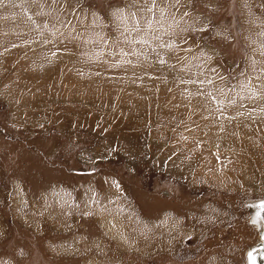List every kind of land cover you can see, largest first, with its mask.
Segmentation results:
<instances>
[{
	"label": "rangeland",
	"instance_id": "374dc122",
	"mask_svg": "<svg viewBox=\"0 0 264 264\" xmlns=\"http://www.w3.org/2000/svg\"><path fill=\"white\" fill-rule=\"evenodd\" d=\"M218 2L226 9L213 19L233 23L231 41L225 27L202 14ZM72 3L75 13L52 0H0V264H209L214 253L224 264H245L246 249L259 238L244 203L264 197V125L247 113L256 108L258 115L264 101L245 98L239 85L245 70L255 80L251 61L264 60V0H194L185 10L209 22L203 32H181L172 16L181 27L192 21L185 24L173 10L162 36L175 46L171 59L151 30L145 29L148 42L139 43L114 20L112 10L131 0ZM91 12L99 13L102 28H93ZM226 13L235 19L229 23ZM204 45L211 60L198 51ZM184 60L203 61L204 73L215 68L225 78L237 100V109H227L236 120L226 132L201 118L207 112L192 115L186 107L183 89L192 86L179 83L191 75L180 71ZM190 115L201 128L199 147L184 130ZM74 175L80 182L67 183ZM130 188L144 213L169 208L177 215L176 222L164 219L166 235L146 239L156 250L171 239L174 248L155 255L133 250L143 248L136 246L142 240L121 229L135 225L110 214L111 205L128 210L129 204L108 203L128 199ZM109 227L120 236L110 237Z\"/></svg>",
	"mask_w": 264,
	"mask_h": 264
},
{
	"label": "snow or ice",
	"instance_id": "6c2138e0",
	"mask_svg": "<svg viewBox=\"0 0 264 264\" xmlns=\"http://www.w3.org/2000/svg\"><path fill=\"white\" fill-rule=\"evenodd\" d=\"M52 2L59 7H64L66 5V11L71 10L73 13L77 12V8L73 5L72 0H64L63 4H61L60 0H52ZM78 2L79 0H77V4ZM109 5H111V0H109ZM193 5L194 0H131V4H127L124 7L114 8L111 12V15L115 21L125 25V32L135 33L136 36L141 37V39L138 41L139 43L148 42L146 39H144V36L147 35L145 29L151 30L152 39L157 41V47L164 50L171 59L172 53L175 50V46L171 42V37L169 40H162V36L167 32V29H164L163 21L169 18V15H171L173 10H180L182 20L187 18L192 21L191 24H187V20H185V24H187V26L181 27L180 23L175 20V16H172L173 23L175 24L176 28L180 29L181 32H203L205 28L209 27V22L207 20L201 19L200 17H191L189 12L185 10L189 7H192ZM89 15L91 17V24L93 28L103 27L98 12H91ZM156 15L159 16V19L155 20V22L148 18ZM141 20L144 21L143 24H141ZM129 21H131L130 27L128 26ZM80 23L83 24L84 20H81ZM154 23L158 25V27H154ZM70 24L71 21H68L65 23V26H70ZM197 24H199L200 27H197ZM161 29H164V32H161ZM173 35H175L174 31ZM217 35H223V33H217ZM259 35L264 36V31H261ZM76 38V36H72V39ZM225 38L227 37L225 36ZM44 42L48 43L49 41L45 39ZM131 42L136 43L137 41L133 39ZM204 47H207V45L202 46L200 49H198V51L205 60H211L212 57L204 51ZM261 49H264V43L261 44ZM185 51L191 53V48H186ZM125 54L131 55L132 53ZM52 55L54 56L55 53H52ZM261 56H264V51H261ZM158 59L160 64L168 63V61L165 60L163 56L159 55V53ZM176 59L177 62H180L184 58L176 57ZM194 59L200 60V56L194 57ZM203 67V61H201L199 64H193L192 61L184 60L183 66L180 69V71L183 73L191 74L187 79H185L183 76L178 77L180 84L192 86V88L185 87L183 89L182 95L188 100L186 107L192 115H195L196 113L207 112L208 114L202 116L201 118L205 121H210L212 127L216 128L219 132H226V125L232 124L236 120V116L230 115L227 109L231 106L233 110H235L237 100L229 96L228 92L225 90V86H223L225 78L219 75L215 68H210V74H206L203 72ZM257 67H259L258 72L256 71ZM194 68L198 70L194 72ZM251 68L255 75V80L249 79V73L247 70H245V72L241 73V75L245 77V83L239 85V87L246 94L245 98L249 100L264 101V60H252ZM213 77H215V79ZM217 80L219 81V84H217ZM228 87L234 91L236 86L229 85ZM213 103L216 105L215 108L212 107ZM192 115H190L188 118V123L190 126H186L184 130L185 132H188L190 136H196L197 147H199L201 143L199 138L201 128L200 125L192 119ZM237 115H244V113L237 111ZM247 115L250 119H256L261 123V125H264V107L259 108L258 115H256V108L249 109ZM221 121H223V123H221ZM183 123L184 121L182 120L181 124ZM207 126L208 125H205V127ZM212 127L209 128L210 132L212 131ZM232 135L238 136V132H233ZM180 138L184 141H187L189 136H185L183 133H181ZM217 160L219 162V156H217ZM229 163H231V161H229ZM223 167H227V164H222V168ZM114 185L117 188L120 187L118 181H114ZM261 206L264 207V201L261 202ZM85 215H90V213H85ZM252 223L255 224V221H252Z\"/></svg>",
	"mask_w": 264,
	"mask_h": 264
},
{
	"label": "crops",
	"instance_id": "0c3cea01",
	"mask_svg": "<svg viewBox=\"0 0 264 264\" xmlns=\"http://www.w3.org/2000/svg\"><path fill=\"white\" fill-rule=\"evenodd\" d=\"M220 2V1H219ZM219 2H218V4H216L215 5V7L212 9V11L210 12V13H208L209 11L208 10H206V12L205 13H208L207 15L203 12L202 14L203 15H205L210 21H213V22H215V25H220V26H223V27H225V29H227L228 31H229V34H228V38L226 39L227 41L228 40H233V38H234V34H233V30L232 29H230V27H229V25H231V24H233V23H230L231 22V19L232 20H234L235 19V16H231V15H227V13H226V16H228L229 17V19H228V21H229V23L230 24H222V23H220V22H217V21H215L214 19H213V16H215L216 14L217 15H220V14H224L223 12H221L222 10H223V8L224 9H226V7H223L222 8V6H221V4H219ZM232 6H234L233 4H232ZM235 7L236 6H234V8H233V11L235 12V13H238V12H236V9H235ZM175 11H176V14L178 15V13H179V9H175ZM216 15V16H217ZM227 20V19H226ZM246 25V24H245ZM241 26V25H240ZM239 28V27H238ZM243 30H240L241 32H240V37H241V39H243V37H244V28L243 27H241ZM243 36V37H242ZM235 37H237V36H235ZM217 46V45H216ZM239 50H240V48H239ZM228 59H231L230 57L228 58ZM73 177H75V178H77L78 180H76L75 178L73 179V181H71L70 180V182L69 181H67V183H72L73 185L74 184H76V183H78V182H80L79 181V179H80V177L79 176H76V175H74ZM55 179V178H54ZM57 180H58V178H56ZM72 179V178H71ZM59 182H57V183H59V184H63V185H65V186H67V183L65 184V182H64V180L63 181H60V178H59V180H58ZM82 181V180H81ZM117 188V187H116ZM115 187H112V189L115 191V189H116ZM30 189H32V188H30ZM75 188H71L70 187V190H74ZM33 190H35V189H33ZM76 190V189H75ZM56 192H59V194H58V196L60 197V201H63L64 200V198L62 197V195H63V189H61V190H56ZM66 192V191H65ZM132 191H131V188H130V190L128 191V199L126 198H124L123 200H121V199H113L111 202H110V199H109V201H108V203L109 204H116V202L118 201V203H119V207H120V205H122V204H129V207H128V210H126V209H122V208H115V206L114 205H111V210H110V212H113V213H110V214H114V215H119V217L117 216L116 218H114V217H112L114 220H116L117 221V219H119V220H121L123 223H125V226L126 227H129V226H134L130 231H129V228H127V229H121V230H124V233H129V232H131L133 235H135V237L136 238H138V239H140V240H142L141 242H142V244H139V245H136V246H143V248H139V247H134V251L136 250H139V251H147V252H145V254H149V253H151V254H157V253H160L161 252V250H165L166 248L168 249V248H171V247H173L174 248V246L172 245V246H170L171 244V242H173V240L171 241V239H169V242L167 243V247L166 248H164V249H158V250H156L155 248H153V246L151 245V247H150V244H149V242H151V241H149V240H146V239H149L150 238V236H154L155 234L154 233H156L157 231H160V233H162V231L163 232H165V235H166V232H167V230H166V227H164V219L165 218H167V216H169V218H171V219H173L174 217H177V215H173L174 213H173V211H172V209H167V211L166 210H159L158 211V213H159V215H157V216H154L153 214H150V213H144V211L145 210H142L141 209V207H140V205H139V203H138V201H137V199L135 198V197H133L132 196ZM56 194V195H57ZM51 196L52 197H54L55 196V194L53 195V194H50L49 195V197L51 198ZM63 198V199H62ZM30 201H31V203L33 202V201H37L36 200V198L34 199V198H32V197H30V199H29ZM28 200V201H29ZM116 201V202H115ZM113 209H114V211H113ZM152 211H156V209L155 210H152ZM150 214V215H149ZM107 217H109V216H107ZM111 218V219H112ZM120 221V222H121ZM172 222H176V219L174 220H172ZM178 222V221H177ZM113 227H111L110 228V237H112V238H116L117 236H120V234L118 233V231H114L113 229H112ZM112 230V231H111ZM107 231V230H106ZM114 233V234H112V233ZM117 235H116V234ZM4 235V233L1 235V236H3ZM114 235V236H113ZM157 235H159V232H157ZM0 236V237H1ZM139 237H141V238H139ZM161 241H163V238H162V236L159 238ZM1 240V239H0ZM173 243H175V242H173ZM206 247V246H205ZM204 247V248H205ZM155 249V250H154ZM202 249V248H201ZM201 249H197L196 250V252L197 251H200ZM154 250V251H153ZM192 256H195V254L194 255H192ZM192 258V257H191ZM223 260L222 259H220V255H216L215 253H214V255H213V257L211 258V260H210V262H209V264H224L223 262H222ZM202 263H200V264H203V261H201ZM245 264H246V262H245Z\"/></svg>",
	"mask_w": 264,
	"mask_h": 264
},
{
	"label": "water",
	"instance_id": "95a60500",
	"mask_svg": "<svg viewBox=\"0 0 264 264\" xmlns=\"http://www.w3.org/2000/svg\"><path fill=\"white\" fill-rule=\"evenodd\" d=\"M263 198H251L245 201V209L248 211V220L255 221L258 227L259 242L254 241L245 251L247 264H264V207L261 206Z\"/></svg>",
	"mask_w": 264,
	"mask_h": 264
},
{
	"label": "bare ground",
	"instance_id": "6f19581e",
	"mask_svg": "<svg viewBox=\"0 0 264 264\" xmlns=\"http://www.w3.org/2000/svg\"><path fill=\"white\" fill-rule=\"evenodd\" d=\"M237 109V108H236ZM250 223L258 230V227H256V225L254 224V223H252V221H250ZM110 228V227H109ZM112 231V230H111ZM258 232V231H257ZM112 233V232H111ZM112 234H114V233H112ZM111 235V234H110ZM259 238V237H258ZM245 262H246V260H245ZM246 264H247V262H246Z\"/></svg>",
	"mask_w": 264,
	"mask_h": 264
}]
</instances>
